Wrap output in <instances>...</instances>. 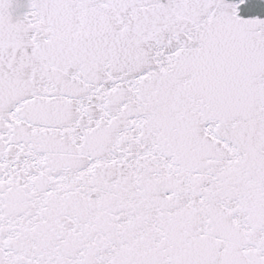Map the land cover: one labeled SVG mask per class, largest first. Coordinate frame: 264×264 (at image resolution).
<instances>
[{
  "label": "snow or ice",
  "instance_id": "obj_1",
  "mask_svg": "<svg viewBox=\"0 0 264 264\" xmlns=\"http://www.w3.org/2000/svg\"><path fill=\"white\" fill-rule=\"evenodd\" d=\"M0 264H264V0H0Z\"/></svg>",
  "mask_w": 264,
  "mask_h": 264
}]
</instances>
